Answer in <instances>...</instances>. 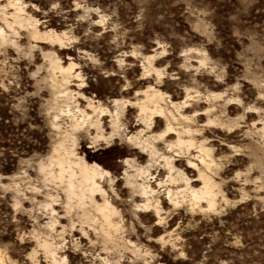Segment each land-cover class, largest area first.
I'll return each instance as SVG.
<instances>
[{"label": "rangeland", "instance_id": "1", "mask_svg": "<svg viewBox=\"0 0 264 264\" xmlns=\"http://www.w3.org/2000/svg\"><path fill=\"white\" fill-rule=\"evenodd\" d=\"M15 13L62 44L28 36ZM45 55L74 65L71 75ZM151 90L194 138L189 148H167L176 133L154 144L147 182L160 213L137 208L124 137L76 134L75 154L107 173L98 184L116 209L115 232L40 168L57 171L49 159L78 110L90 113L88 100L113 111L115 99ZM137 114L123 110L129 136L143 128ZM204 183L209 196L193 200ZM0 264H264V0H0Z\"/></svg>", "mask_w": 264, "mask_h": 264}, {"label": "bare ground", "instance_id": "2", "mask_svg": "<svg viewBox=\"0 0 264 264\" xmlns=\"http://www.w3.org/2000/svg\"><path fill=\"white\" fill-rule=\"evenodd\" d=\"M17 5V10L20 12L22 9L18 3ZM13 17L14 22L18 25L21 26L26 24L28 36L38 39L46 37L49 39L51 44H62V37L60 35L51 31L40 34L29 20H26V23L23 22L17 13H15ZM29 26H32L31 29L29 28L30 30H28ZM45 56L49 59V65L52 71L58 70L63 75V77L71 75L74 65L70 64L68 67L64 68L60 66L59 63H57L56 59L53 58L52 55ZM92 101L93 100H88L86 106L90 113L79 109L76 121L74 124H72L70 132L66 133L65 138L62 139L58 146L54 149L56 155L49 159V168L56 167L57 171H49L47 167H41L40 169L42 171H47V175L51 179L65 183L64 190L68 199L74 198L81 205H85L87 201L92 203L96 211L101 214L105 222L104 224L107 225V228H114L115 230L118 227L117 225L121 226L120 223L115 224V220L113 221V217L116 215V209L106 200L105 192L98 184V179H102V176L107 173L103 171L97 164H89L82 157H79L75 154L74 146H76V134L80 133V131L87 133L92 143H97L98 141H104L108 143L111 140H121L124 137L125 140L131 144L132 147L130 150L132 151V159L126 160V164L131 168H135L136 174H126L125 181L127 186L131 187L133 195L136 194V196L141 197V199L144 200V204H142V206H137V208L140 207V209L142 208L144 210H148L153 207V200L156 202L154 196L155 191L149 186V182H147L148 177L151 176L150 171L155 166L154 164L156 162L154 161L156 158L155 156H157V150L154 145L155 142L162 140L163 138H166L165 142H167V139L176 133V141L174 143H168L167 145V148L171 150L174 146L178 148L187 146L189 148L194 138L192 137V130L187 125L176 123L180 125V128L174 126V122L177 120L170 111L160 105V103L163 101V97L158 91H145L143 99L136 100L135 102L128 101L124 103L115 99L112 103L113 111H111L108 104H101L99 102L94 104ZM129 106H135L138 111L136 116V128L143 126L141 130H136L137 132L130 134V136L125 132L130 129L131 126L129 124L127 127L123 126L124 124L121 122L123 110L125 107ZM106 118L109 119L108 126L105 125ZM162 122L164 124V129L159 134L156 136L145 137V130L147 131L151 129V131H153L156 129L157 125ZM108 128L110 129L109 132L105 133ZM64 141L65 143L68 141L69 145L65 146ZM197 148H199L200 151L204 150L202 146ZM146 155L149 159L148 164L144 167L137 165V161L141 160ZM164 161L165 168H167L169 172L170 180H168L171 181L173 179L171 172L174 169V166L170 161V157H166ZM137 178H139L142 182L138 183ZM181 180L187 184V179L182 178ZM208 186L206 183H204L202 189L198 191L191 190L193 200L198 201L206 196H209L210 190ZM167 191V194L169 195L172 192L169 189ZM95 194H99L101 196L102 203H97L95 200ZM208 202L211 204L209 199ZM157 205L154 203L153 207V210H155L154 212H156V214L160 213V210L157 209ZM104 228H106V226ZM114 230L112 229L113 233Z\"/></svg>", "mask_w": 264, "mask_h": 264}]
</instances>
